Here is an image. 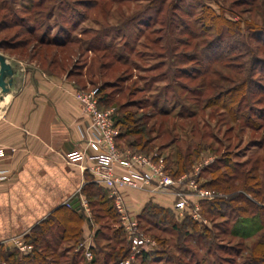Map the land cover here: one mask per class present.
<instances>
[{"label":"rangeland","instance_id":"374dc122","mask_svg":"<svg viewBox=\"0 0 264 264\" xmlns=\"http://www.w3.org/2000/svg\"><path fill=\"white\" fill-rule=\"evenodd\" d=\"M0 3V52L18 70L15 77L30 73L45 80H61L76 87L75 91L96 90L105 97L101 108L112 109L115 121L127 118L131 130H147L142 149L137 146L132 150L153 156V164L164 165L165 173L168 163L173 162L175 167L177 149L198 150L184 171L177 176L168 174L174 179L189 174L184 177L188 183L193 180L190 173L196 171V183L212 191L213 199L229 198L217 186L203 185L214 178L210 171L215 167L226 175L222 166L225 160L230 165L243 163L242 169L254 165L252 173L258 175L260 183L264 182V63L253 72L248 70L252 54L264 58V29L260 30L258 43L252 39L248 25L264 28V0H0ZM205 6L233 22L232 33L222 37L220 47L217 42L207 45L216 36L213 28L202 21ZM64 39L67 43L63 46L53 44ZM224 45L234 48L224 55L221 54ZM246 77L262 83V87L251 90L237 87ZM233 87L240 90L243 117L232 120L214 98ZM121 123L116 126L118 134L125 131ZM134 139L128 134L117 142L126 147ZM122 190L130 213L137 219L136 229L149 244L139 253L132 251L118 214L115 220L108 218L95 205L98 212L95 218L89 205L90 227L87 232L82 231L78 242L90 238L94 246L92 258L82 257L74 264H90L95 257L94 264H112L108 255L120 245L127 253L117 264H125L122 261L126 259L128 264H264V255L256 252V241L264 243V224H257V220L238 218L236 212L224 206L208 212L202 204L206 200L198 201L201 219L195 220L186 211L173 208L175 192L171 188L161 192L148 185L125 186ZM129 191L161 195L165 202L171 199L170 207L151 201L168 209V219L149 214L140 217L148 202L142 210H135L127 197ZM262 193V197H256L260 202H264V189ZM118 228L125 240L120 244L115 240ZM74 241L57 244L58 251L65 253V257L57 256L58 264H70L78 243ZM142 251L147 253L144 260L140 256ZM17 254L21 253L17 250ZM104 254L107 260L102 258Z\"/></svg>","mask_w":264,"mask_h":264},{"label":"crops","instance_id":"0c3cea01","mask_svg":"<svg viewBox=\"0 0 264 264\" xmlns=\"http://www.w3.org/2000/svg\"><path fill=\"white\" fill-rule=\"evenodd\" d=\"M75 90L61 80L28 73L14 75L10 91L0 96V249L13 248V239H25L57 208H68L66 203L75 197L85 198L83 187L95 183L87 169L65 159L73 150L90 153L87 118ZM128 193L138 211L149 201L171 206L172 200L165 202L161 195ZM85 221L83 232L90 227Z\"/></svg>","mask_w":264,"mask_h":264},{"label":"trees","instance_id":"16d2710c","mask_svg":"<svg viewBox=\"0 0 264 264\" xmlns=\"http://www.w3.org/2000/svg\"><path fill=\"white\" fill-rule=\"evenodd\" d=\"M5 4V3H4ZM1 5V3H0ZM7 5V4H5ZM1 7V6H0ZM2 8V7H1ZM9 12H7L8 14ZM202 21L207 24V27H212L215 31V38L211 39L207 45H211L214 42H217L218 47L222 44V37L226 36V34H231V24L233 23L231 20L227 19L223 14L217 13L211 7H204V11L201 14ZM250 32L253 33L252 39L257 41L258 43L261 41L260 37H258L260 30L264 28L255 27L252 23L248 24ZM230 26V27H229ZM256 34V35H255ZM251 37V36H249ZM219 40V41H218ZM67 43V40L53 43L58 46H63ZM90 45V44H89ZM92 46V45H91ZM91 46H88V50H90ZM234 47L231 45H224L221 47V54L224 55L232 51ZM223 55V56H224ZM219 56V55H215ZM221 59V58H220ZM218 61V60H217ZM249 68L248 70L254 71L257 69L259 64L264 63V58L259 57L256 54H252L249 60ZM262 67V66H261ZM249 76V74H248ZM262 83L255 82L251 78H245L242 84L237 87H247V89L251 90V87H262ZM257 90V88H255ZM239 88H230L225 90L222 93H218L214 98L216 104L226 112V114L233 119H240L243 117L241 111L242 101L240 99L241 95L239 94ZM253 91V90H252ZM259 91V88L258 90ZM104 96H100L99 98V106L101 107V100L104 99ZM214 102V101H213ZM166 114V112H163ZM245 118V117H244ZM262 118V117H261ZM127 119V118H126ZM125 119V120H126ZM123 120V121H122ZM121 121H115L114 124L117 126L119 123L123 122L125 125V131L119 133L116 137V141L120 139L122 136H126L128 134H132L135 136L134 142L126 144L131 149L139 148L142 149V142L145 143V136L147 135V130L145 129H134L131 130L127 126V121L122 119ZM252 120V119H251ZM251 120L246 121L252 123ZM122 124V123H121ZM253 124V123H252ZM128 129V130H127ZM125 132V133H124ZM118 143V142H117ZM119 145V144H118ZM198 150L192 151L191 148L187 149L185 152L181 149L176 150V159L169 165H167L168 173L177 176L179 173L186 169L184 166L190 165L193 162V156L198 154ZM173 161V160H172ZM187 163V164H186ZM222 166L227 170L226 175L221 173L217 167L216 169L211 170V174L215 175L214 178L209 179L206 184H203L204 187L211 186L212 184L217 186L219 191H223L226 194H229V198L225 200L223 197H216L213 200L203 201L202 204L205 206V209L208 212H214V208H219L220 206H224L225 208H229L231 211L236 212V216L246 220V218H252L257 220V224L261 226L264 224V202H260L257 198L263 196L264 182L260 183L258 180V175L253 174L252 171L255 170V166L253 165L249 169H242L243 163H236L234 165H230L226 160L223 162ZM236 179L238 181H236ZM230 180V181H229ZM222 184V185H221ZM259 186L261 189H259ZM83 194L87 197L88 204L91 205L93 210V214L95 218L98 216V212L94 209L95 205L99 206L101 211L106 213L108 218H112L115 220L117 218V212L115 211L112 201L107 196V191L99 186L96 183H91L82 189ZM247 192H250L253 197H248ZM168 209L161 208L158 205H155L151 201H149L143 208L141 212V216L145 214H149L158 219H168L167 216ZM253 216V217H252ZM186 219H190L193 224V220L190 217H186ZM86 220L81 208H65L63 206L57 208L53 211L49 216H47L41 223L36 225L30 232L29 235L25 236V242L33 245V249L29 254H17L16 249H0V257L7 264H58L57 256L65 257V253H60L58 251L59 242H73L74 244L78 242L82 228L81 224ZM88 221V220H87ZM244 222V221H243ZM177 227L175 223L172 224ZM190 227H193L192 225ZM120 228L115 230V235L118 237L116 240L117 243H123L125 240L121 237ZM98 231L95 234V238L98 236ZM258 250L256 251L258 255H264V243L262 241H256ZM94 250V249H92ZM59 252V253H58ZM127 253V249L125 247L114 248L111 255H108V261H111L112 264H117V261L122 259ZM75 256L70 258V264H74L77 261L82 259L83 254L82 251H77L74 253ZM141 258L144 260L147 257V253L142 251L140 254ZM96 258V257H95ZM92 259L90 264H94L96 259ZM103 259L107 257L104 254ZM121 258V259H119ZM118 259V260H117ZM68 260V259H67ZM257 260V258L255 259ZM263 261V260H262Z\"/></svg>","mask_w":264,"mask_h":264},{"label":"built area","instance_id":"2783aa9c","mask_svg":"<svg viewBox=\"0 0 264 264\" xmlns=\"http://www.w3.org/2000/svg\"><path fill=\"white\" fill-rule=\"evenodd\" d=\"M74 96L87 118L86 147L90 153H86L85 150H73L65 157L66 162L79 164L82 169H87L93 181L107 191L132 251L139 253L150 241L136 229L137 219L130 213L122 190L125 186L143 188L152 185L161 192L169 191L171 188L175 192L173 208L186 211L195 220L201 219L198 201L212 200L215 195L196 183L198 175L196 171L190 173L193 180L185 183V178L189 174L185 175V178L174 179L164 172V165L153 164V156L142 155L127 146L120 147L116 141L118 131L114 124L112 109H102L99 106L100 96L96 90L75 91ZM86 161L88 164H82ZM78 200L79 208L82 209L87 222L91 221L88 201L82 196ZM66 206L72 207L70 202H67ZM89 240L90 238H83L74 249L75 252L82 251L87 259L92 258L94 247ZM11 244L24 255L33 249L32 244L25 242L24 236L16 237ZM122 262L128 264L129 260ZM0 264H6L1 257Z\"/></svg>","mask_w":264,"mask_h":264},{"label":"water","instance_id":"95a60500","mask_svg":"<svg viewBox=\"0 0 264 264\" xmlns=\"http://www.w3.org/2000/svg\"><path fill=\"white\" fill-rule=\"evenodd\" d=\"M16 67L11 64L7 57L0 52V96L7 94L13 85ZM73 208H79L78 197L71 200Z\"/></svg>","mask_w":264,"mask_h":264}]
</instances>
